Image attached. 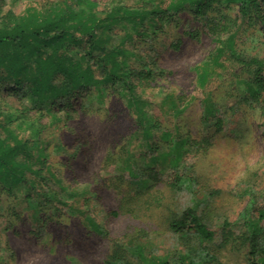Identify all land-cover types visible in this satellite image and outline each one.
Wrapping results in <instances>:
<instances>
[{"label": "rangeland", "instance_id": "374dc122", "mask_svg": "<svg viewBox=\"0 0 264 264\" xmlns=\"http://www.w3.org/2000/svg\"><path fill=\"white\" fill-rule=\"evenodd\" d=\"M56 1L1 0L0 25L8 9L21 16L27 5L40 8ZM91 1L96 2L99 12L118 4L140 7L145 3ZM224 18L236 20L231 33L237 53L264 59V28L254 19L240 18L236 5L229 0H218L202 15L185 11L156 38L135 39L120 46L135 55L127 58V69L142 71L151 66L154 70L147 80L133 78L134 92L144 103V111L158 123L149 142L155 147L154 164H150L148 145L137 133L134 115L120 97L119 87L74 90L70 104L80 108L79 115L69 122L62 119L51 123L50 117L42 118L39 124L45 129L38 136L22 126L20 135L28 140V146L37 144L46 154L48 169L42 170L46 179L38 188L59 192L61 202L87 205L83 208L108 236L95 235L80 214L52 199L47 209L42 208L45 201L32 190L22 187L8 194L0 188V264H105L110 240L123 237L134 239L132 248L140 244L150 252L155 258L150 264H159L162 258H167L168 264H184L180 258L185 253L166 230V209L148 206L151 196L140 197L137 202L130 196L146 178L148 182L159 180L162 185L170 170L182 169L185 162L197 182L195 198L210 199L209 225L214 236L200 242L215 258L207 264H249L245 240L264 231V221L252 216L255 210H264V115L256 105L243 102L250 77L247 69L229 61H225V68L209 66L216 48L212 29L222 27ZM123 35L116 29L114 44ZM226 37L224 34L222 39ZM204 66L209 79L199 87L196 73ZM27 101L22 95L0 94L2 109L25 106L32 117L37 116V110H32L33 105ZM205 101L212 108L208 116L204 113ZM17 124L13 121L9 128L17 132ZM166 132L171 134L169 144L161 139ZM175 142H182L178 150ZM61 185L65 192L59 190ZM93 190L95 193L90 195ZM165 196L168 204H164L177 213L192 202L191 196L174 195L172 201L168 194ZM89 197L92 199L83 205ZM123 199H127L124 203L129 209L136 211L134 215L112 214ZM31 204L37 211L31 210ZM140 230L147 235L137 237Z\"/></svg>", "mask_w": 264, "mask_h": 264}, {"label": "trees", "instance_id": "16d2710c", "mask_svg": "<svg viewBox=\"0 0 264 264\" xmlns=\"http://www.w3.org/2000/svg\"><path fill=\"white\" fill-rule=\"evenodd\" d=\"M217 2L218 0H145L140 7L118 4L106 12H99L96 2L91 0H57L40 8L27 5L21 16H16L10 9L6 10L0 25V94L8 97L22 95L33 105L31 109L37 110V116L32 117L31 110L25 106L16 110L6 109L7 111L0 107V188L8 194L22 187L32 190L45 201V205H42L44 209L50 206L51 199L63 204L69 211L80 214L95 235L107 237L108 233L104 228L95 222L89 210L83 208L92 198H85L84 206L81 207L79 201L78 206L76 202H61L59 192H45L38 188L37 185L46 179L42 176V170L48 169L46 154L43 147L37 144L28 146V140L20 135L22 126L29 129L32 135L38 136L45 129L39 124L42 118L50 117L51 123L63 120L69 122L79 115L80 108L70 104L74 90L93 88L100 91V87H119L120 97L134 115L136 131L148 145L150 164H154L157 161L155 147L149 142L158 130V123L144 111V103L136 96V86L133 84V78L147 80L152 77L154 70H150L151 66H145L148 68L142 71L127 69V58L135 55L120 46L135 39H154L158 33H164L171 27L174 18L183 12L189 10L202 15ZM229 2L236 5L240 18L254 19L264 28V0ZM223 20L222 27L214 26L212 29L216 48L209 66L225 68V61H229L247 69L250 77L243 91V102L256 105L264 115V59L238 54L235 50L234 33H231L236 20ZM116 29L124 34L118 44H114L113 39ZM224 34H227L225 40L222 39ZM223 57L225 60L220 61ZM204 67L196 73L199 87H204L209 79L207 67ZM204 103V113L208 116L212 113V108L207 101ZM173 106L178 109L175 103ZM12 116L13 121L18 123L15 126L17 132L9 128L13 122ZM170 136L166 132L161 139L169 144ZM181 144L182 142H175V150ZM33 151H36L35 155L32 154ZM148 181V178L143 180V186L132 192L130 200L137 202L140 197L148 195L151 196L148 206L166 209V230L175 239L181 252L185 253L180 258L184 264H207L214 261L215 258L200 243L210 241L214 236L209 225L210 199L205 196L199 200L195 198L198 195L197 182L189 163L185 162L182 169L172 168L162 180V185L159 180ZM59 190L65 192L66 188L61 185ZM93 193L94 190L90 195ZM165 194L169 195L170 201L174 195L191 196L192 202L177 213L164 204H168ZM67 195L76 197L72 192ZM124 201L127 199L120 202L118 209L112 212L113 215L136 213ZM30 208L37 211L35 204H31ZM252 216L256 221H264V210H255ZM41 223L44 224V220ZM136 235L146 236L147 233L140 230ZM245 241L248 244V263L264 264V231L251 234ZM133 242L134 239L127 241L126 237L111 239L110 253L105 264H135L130 257H134L140 264L152 263V258H155L150 252L140 244L132 248ZM159 264H168L167 258L160 259Z\"/></svg>", "mask_w": 264, "mask_h": 264}]
</instances>
